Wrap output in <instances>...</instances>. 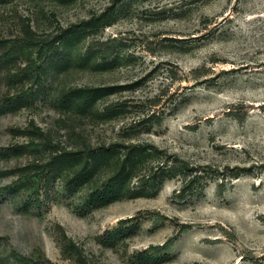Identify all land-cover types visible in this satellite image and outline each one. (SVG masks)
Segmentation results:
<instances>
[{
    "label": "rangeland",
    "instance_id": "374dc122",
    "mask_svg": "<svg viewBox=\"0 0 264 264\" xmlns=\"http://www.w3.org/2000/svg\"><path fill=\"white\" fill-rule=\"evenodd\" d=\"M0 264H264V0H0Z\"/></svg>",
    "mask_w": 264,
    "mask_h": 264
},
{
    "label": "trees",
    "instance_id": "16d2710c",
    "mask_svg": "<svg viewBox=\"0 0 264 264\" xmlns=\"http://www.w3.org/2000/svg\"><path fill=\"white\" fill-rule=\"evenodd\" d=\"M71 29L66 31L61 37H58L56 41L60 44L61 40L69 39L72 35ZM103 87H87L85 92L84 101L90 102L94 100L99 95V91ZM155 150H158L153 145L138 143V144H111V145H101L97 147H88L87 149L78 150H64L58 151L52 159L53 162H57L64 157H69L72 159L73 163L83 162L81 170L74 176H87L93 174L97 166V160L102 156H112L116 157L118 164L120 161L122 167L116 171L111 176L112 184L106 187L97 185L96 189L93 190L92 200L97 199L100 202L114 199L119 196V194H124V197H137L141 195H146L155 186L152 180L155 179L154 174L151 170L138 172V163H145L146 160L154 154ZM141 168V167H140ZM134 179H137L134 183ZM127 182V189L124 193H120L115 190V184L119 185L122 182Z\"/></svg>",
    "mask_w": 264,
    "mask_h": 264
}]
</instances>
